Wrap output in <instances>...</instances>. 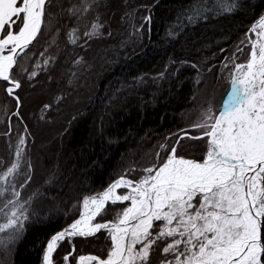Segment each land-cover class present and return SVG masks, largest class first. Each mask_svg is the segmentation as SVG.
I'll use <instances>...</instances> for the list:
<instances>
[{"label":"trees","instance_id":"16d2710c","mask_svg":"<svg viewBox=\"0 0 264 264\" xmlns=\"http://www.w3.org/2000/svg\"><path fill=\"white\" fill-rule=\"evenodd\" d=\"M232 2L196 0L207 10L189 22L194 0H59L51 28L43 29L17 77L19 107L0 82V174L15 162L24 138L10 181L28 215L19 239L0 249V264H43L47 243L79 218L84 198L123 176L139 180L174 145L177 156L205 158L207 138L188 137L202 135L196 125L226 97L235 65L249 57V32L264 17V0H236V9L225 12ZM85 3L90 7L82 16L62 11ZM97 22L100 34L85 37ZM73 28L76 44L67 36ZM201 91H211L215 104L188 124ZM11 199L8 187L0 197V224L7 222ZM56 207L63 214L52 213ZM122 209L109 204L99 221H113ZM110 247L104 230L64 239L53 264H77L88 255L103 259ZM162 247L154 246L149 264L164 259Z\"/></svg>","mask_w":264,"mask_h":264},{"label":"snow or ice","instance_id":"6c2138e0","mask_svg":"<svg viewBox=\"0 0 264 264\" xmlns=\"http://www.w3.org/2000/svg\"><path fill=\"white\" fill-rule=\"evenodd\" d=\"M53 7H59V0H0V82H6L4 90L18 107L17 77L26 71L29 46L42 28H51ZM89 7L85 3L62 11L82 16ZM236 7L233 0L223 10ZM206 10L194 0L186 19L193 22ZM146 19L150 22L151 17ZM101 28L93 23L83 35L97 36ZM76 33L73 28L67 34L72 44L79 39ZM251 33L255 37L249 36V60L235 65L230 92L196 125L202 135L188 137L207 138L203 161L178 157L174 145L166 160L145 168L139 180L123 176L102 194L84 198L80 219L50 239L43 264H53V253L66 237L87 238L102 230L111 241L107 256H80L79 264H149L158 242H163L164 257L159 264H264V17ZM25 145L21 138L15 162L0 174V197L8 187L14 197L7 201L12 205L5 214L7 222L0 224V249L19 239L28 220L10 181L19 170ZM121 188L127 191L120 193ZM118 203L126 206L113 221L94 223L108 204ZM6 232L7 238L2 235Z\"/></svg>","mask_w":264,"mask_h":264},{"label":"rangeland","instance_id":"374dc122","mask_svg":"<svg viewBox=\"0 0 264 264\" xmlns=\"http://www.w3.org/2000/svg\"><path fill=\"white\" fill-rule=\"evenodd\" d=\"M257 25V24H256ZM253 28V27H252ZM251 28V29H252ZM43 29L44 28H42V30H41V33H42V31H43ZM258 31H259V29H258ZM41 35V34H40ZM252 36L253 38L255 37V34L254 33H251V30H250V32H249V35L248 36ZM40 37V36H39ZM39 39V38H38ZM37 39V40H38ZM36 43V42H35ZM34 43V44H35ZM249 43H250V41H249ZM251 44V43H250ZM34 46V45H33ZM32 46V47H33ZM31 51H32V49H31ZM250 53V52H249ZM241 56V55H240ZM28 58H31V56L30 57H28ZM27 58V60H29ZM245 58V57H244ZM26 60V61H27ZM248 60H249V57H248V59L247 60H245V61H242L241 63H239V64H246L247 62H248ZM26 64L28 63V61L27 62H25ZM17 69H14L13 71H14V73H15V71H16ZM235 73V68L233 69V72H232V75ZM232 75H231V78H232ZM201 82H202V84H206V83H203L204 81H203V78H201ZM6 83V82H5ZM230 88H231V84H230V87H229V90H230ZM229 90H228V92H229ZM218 91H220V89L218 90ZM199 94V95H198ZM197 94V97H196V104H195V109H194V111L192 112V111H190V112H188L189 114H188V116L190 115V114H192L193 115V117L188 121V124H191L193 121L195 122L197 119H199L200 118V116L202 115V113H204L205 112V110L206 109H208L209 107H211V106H214V101L213 100H209L208 98H209V96L211 95V91H201L200 93H198ZM212 96V95H211ZM13 99V98H12ZM12 99H11V101H9L11 104H12ZM225 99V98H224ZM14 100V99H13ZM11 104H8V105H11ZM12 106V105H11ZM187 116V115H186ZM187 124V125H188ZM178 157H183V158H188V159H191L190 157H191V155H186V156H184V155H182V156H178ZM203 161V160H202ZM120 179V178H119ZM129 179V178H128ZM118 180V179H117ZM116 180V181H117ZM116 181H114V182H116ZM113 182V183H114ZM52 185H49V187H51ZM120 193H125L126 191H127V189H124V188H121V189H119L118 190ZM103 193V192H102ZM102 193H100V194H102ZM118 204H122V203H118ZM109 205V204H108ZM108 205L106 206V208L103 210V212H102V214L100 215V216H98L97 218H96V220L94 221V223L95 222H100L99 221V218L103 215V213L105 212V210L107 209V207H108ZM117 205V204H116ZM124 205V208H125V204H123ZM52 213H55V215H57V216H59V214H63V210H62V208L61 207H56V208H54L52 211H51ZM82 213H83V208H82V206H81V209H80V215H79V218L78 219H80V217H81V215H82ZM43 217V216H42ZM41 217V219H43ZM77 219V220H78ZM157 224H159V223H161V222H156ZM73 224V223H72ZM71 224V225H72ZM70 225V226H71ZM70 226H68L66 229H69L70 228ZM65 229V230H66ZM155 229V228H154ZM103 231V230H102ZM76 237H79V236H76ZM76 237H72V238H65V239H68V240H70V239H73V238H76ZM62 242V241H61ZM60 243V242H59ZM139 247V246H138ZM55 253V252H54ZM54 253H53V255H54ZM77 264H79V259H78V262H77ZM93 264H94V262H93Z\"/></svg>","mask_w":264,"mask_h":264},{"label":"water","instance_id":"95a60500","mask_svg":"<svg viewBox=\"0 0 264 264\" xmlns=\"http://www.w3.org/2000/svg\"><path fill=\"white\" fill-rule=\"evenodd\" d=\"M39 36H40V35H39ZM39 36H38V38H39ZM38 38H37V39H38ZM36 41H37V40H36ZM36 41H34L33 44L29 46V50L31 49V47L34 45V43H35Z\"/></svg>","mask_w":264,"mask_h":264}]
</instances>
